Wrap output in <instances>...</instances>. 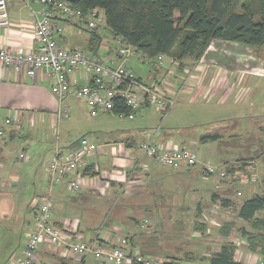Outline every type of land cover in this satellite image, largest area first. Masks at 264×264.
<instances>
[{"label":"crops","instance_id":"1","mask_svg":"<svg viewBox=\"0 0 264 264\" xmlns=\"http://www.w3.org/2000/svg\"><path fill=\"white\" fill-rule=\"evenodd\" d=\"M6 3L10 25L0 28V48H11L21 52L33 50L36 47V41L32 22L34 14L40 9L39 6L33 0H6ZM60 23L63 26V32L56 36L57 43L62 47L73 44L76 47L71 49L85 50L88 34L82 29L83 27L70 20H60ZM107 57H112V53H108ZM128 66L142 82L154 79L150 78L149 72L143 75L140 63L130 60ZM198 66L199 63L196 67ZM202 71L200 69V74ZM83 75L82 70L75 73L78 84L87 83V76ZM171 82L174 83L175 80L171 79ZM189 82V88L195 91L198 89L200 94V81L190 78ZM219 87L214 84V81L207 82L206 86L212 91L210 97L214 94V97L219 99L218 104L223 105L233 92L230 85ZM71 99L82 103L87 113L85 130L88 136L86 137L100 146L98 152L83 159L79 172L74 177L80 187L78 191L72 190L66 179L60 184H52L47 175L48 162L54 156L55 134L58 136V145L63 150L72 147L79 139H74L68 131L58 132V123L61 119H68L69 113L67 118L55 119L59 108L58 102L41 74L28 78L23 74H14L8 69L1 70L0 125L7 117L12 120L17 119L19 123L12 121L7 128L9 141H15L16 138L25 139V136H28L25 143L18 147L14 143L8 146V142L0 145V219L4 220L6 217V221L0 224L2 230L0 234L6 231V240L11 233L19 236L16 247L10 249L6 260L11 255L15 257L21 255L27 238L23 234L26 225L29 226L27 233L34 228L33 213L29 208L30 202L33 199L47 198L53 206V223L63 229L68 238L75 242L94 240L110 248L119 246L120 240L127 238L130 254L139 252L160 263L175 258L180 259L182 264H210V258L227 244L234 247L233 260L246 264L262 262L258 256L248 253L247 242L243 236L245 229L240 228L238 237H234V232L228 237L218 232L220 225L215 221L217 207L211 210L212 214L209 213V209L205 210L202 217L200 215L198 218L199 220L187 217L188 213H196V209L200 210L202 204L204 206V201L212 199V196H218L217 191L222 185L217 178L215 191L198 196L190 179L197 174V170L191 171L195 166L190 168L181 166L178 169L164 167L154 159L143 155L138 148L139 144L149 139H153V143L161 149L168 143L178 148H188L197 154L199 161L197 165L201 166V178L208 181L210 176L204 173L203 166L212 165V163L207 162V159L200 156L198 150L191 147V145H197L196 140L182 138L181 142H176L173 139L172 129L162 133L159 127L152 130L145 128L143 126L146 118L144 108L150 107L141 108L136 113L135 119L130 121L132 123L129 127H120L121 125L106 127L109 126L106 120L119 118L104 113L90 116L85 103L74 97L65 100L64 103L68 109L67 101ZM207 135H217V139L203 141L202 138ZM37 139L39 142L35 143ZM219 140L220 135L217 133H208L199 139L202 144ZM14 148H18L17 154L18 152L26 154V158L22 160L25 163L37 159V156L40 159L42 154L43 161H46L44 169L46 178L43 177L45 185L39 192L42 186L40 184L22 210H18L13 201V195L4 194V190H8V185L7 181L5 182V179L1 177L3 173L1 161H8L11 154L9 150ZM219 164L222 163L219 162ZM40 178L41 174H39ZM250 192L257 194L251 190ZM205 197L208 198L205 199ZM219 199L229 200L230 198L222 195ZM215 202L221 203L220 200ZM232 206L230 200L226 207L220 204L224 210ZM239 206L236 207V211ZM108 212L110 215L105 221ZM144 220L148 222L141 228ZM166 230H170L172 235H168L169 231L165 234ZM194 242L198 243L194 244ZM36 254L42 264H61L62 262L96 264L91 255L80 259L62 247L40 245ZM247 259L252 262L247 263Z\"/></svg>","mask_w":264,"mask_h":264},{"label":"built area","instance_id":"2","mask_svg":"<svg viewBox=\"0 0 264 264\" xmlns=\"http://www.w3.org/2000/svg\"><path fill=\"white\" fill-rule=\"evenodd\" d=\"M75 1L33 0L40 8L34 14L32 22L36 47L29 52L0 48V73L2 69H8L14 74H23L28 78L41 74L58 102L56 120L68 117L69 109L64 102L67 98L74 97L85 103L90 116L104 113L132 121L141 108L153 107L163 121L185 90L190 75L175 84L171 82L174 73L171 70L159 83H143L128 66V59L135 58L149 65L151 61L133 48L122 44L120 38L111 39L103 35L102 46L97 55H91L82 49L60 46L56 41V36L63 32L60 20L73 21L83 27L84 31L86 28L103 34L105 30L106 20L101 10L94 8L83 12L76 6ZM9 25L6 0H0V28ZM106 52H111L112 57H107ZM163 58V55H158L154 62L162 66ZM79 70L83 71V76H87V83L84 85L78 84L75 79V73ZM118 103L127 110H118ZM12 121L19 123V120L7 117L0 125V145H5L8 141L7 128ZM55 137L54 156L47 165L48 178L52 184H60L66 179L69 187L78 191L80 187L74 177L78 174L83 159L98 152L100 146L83 136L72 147L63 150L58 145L57 134ZM138 148L143 155L168 168H190L199 162L194 151L178 148L170 143L161 149L153 143V139L142 142ZM17 158L22 161L26 154L19 152ZM203 168L218 180L227 178L224 170L211 164H206ZM29 208L33 213L34 228L26 235L21 255H11L5 264H42L36 254L40 245L62 247L80 259L91 255L96 264H161L158 260L139 252L130 254L127 238H122L119 246L110 248L94 240L72 241L63 229L53 223V206L47 198L33 199ZM147 222L144 220L140 227L143 228ZM246 262L250 263V260L247 259Z\"/></svg>","mask_w":264,"mask_h":264},{"label":"rangeland","instance_id":"3","mask_svg":"<svg viewBox=\"0 0 264 264\" xmlns=\"http://www.w3.org/2000/svg\"><path fill=\"white\" fill-rule=\"evenodd\" d=\"M64 47L71 49L76 45L67 44ZM167 62L168 59L165 60V63ZM190 65L191 63H188V68L191 67ZM140 68L143 69V75L149 71L147 67L140 66ZM169 68L176 70L175 65H171ZM200 69L203 70L201 74ZM177 75L181 77L179 74ZM191 78L200 81L201 93H198L200 92L198 89L195 91V89L189 88L190 82H188L175 106L163 121L153 107L144 108L146 118L143 121V126L148 130L159 127L162 133L172 129L174 131L173 139L176 142H181L185 138L196 140L197 145H191V147L198 150L200 156L207 159V162H211L214 167L226 172L227 178L219 180L222 187L217 191V195L229 197L233 206L224 210L220 207L221 203L210 199L204 201V206L202 204L200 210L196 209V213H188L187 217L199 220L198 218L200 215L202 217L205 210L209 209V213L212 214L211 210H215L217 207L215 221L221 226L218 229L222 228L224 224L232 223L229 235L234 232V237H238L240 228L246 231L251 230L247 223L237 217L236 207L254 195L250 190L264 195V48L256 50L252 47L214 40L200 59L199 66L191 74ZM209 81H214V84L220 86L219 88L231 86L233 94L223 105L218 104L219 99L214 97V94L210 97L212 91L206 88ZM148 82L151 81L148 80ZM202 89L205 90L202 91ZM67 105L70 109L69 118L61 119L57 125L58 132L68 131L74 139L88 136V132L85 130L87 113L82 103L71 99L67 101ZM105 122L109 125L106 127H119L120 125V127H129L132 123L117 118ZM208 133H217L220 135V140L208 144L200 143V137ZM25 137L28 139V136ZM25 139L8 140V146L14 143L18 147L25 143ZM34 142H39V139ZM17 149H10L11 154L8 161H1L3 165L1 177L5 179V182L7 181L8 185V190L5 189L4 194L13 195V201H15L18 210H22L40 184L42 186L39 192L45 185L43 177L46 178L44 171L46 161H43V154L40 155V159L37 156V159H33L29 163L18 161ZM219 162L222 164L218 165ZM200 168V165H196L191 169V171L197 170V174L191 176L190 179L198 196L200 194L208 195L216 189V176L212 175L208 181H205L201 178ZM39 174H41L40 179ZM207 198L205 197V199ZM109 215L110 212L107 213L105 221ZM259 217L264 216L260 214ZM5 221L6 217L4 220L1 218L0 224ZM28 231L29 226L26 225L23 231L24 236ZM167 232L169 236L172 235L170 230H166L165 234ZM218 232L220 233V230ZM18 237V234L11 233L6 240V231L0 234V264L6 263V256L12 247H16ZM189 242L191 243V241ZM198 242H194V244Z\"/></svg>","mask_w":264,"mask_h":264},{"label":"trees","instance_id":"4","mask_svg":"<svg viewBox=\"0 0 264 264\" xmlns=\"http://www.w3.org/2000/svg\"><path fill=\"white\" fill-rule=\"evenodd\" d=\"M75 4L83 12L94 8L101 10L106 20L103 34L85 28L88 34L85 51L97 55L103 35L120 38L122 44L151 61L149 65L135 58L128 59V63L134 60L149 68L150 78L154 79L143 81L145 84L159 83L172 70L171 65L176 67L172 76L175 84L188 75L191 78L214 40L256 50L264 48V0H76ZM158 55L164 57L162 66L154 62ZM186 62L191 63V67L188 68ZM118 106L120 111L127 110L120 104ZM216 139L217 135L202 138L203 141ZM212 200H220L224 207L229 204V200L219 199V196H212ZM260 214L264 216V195L260 194L243 201L237 209V217L251 230L243 231L247 251L258 256L264 264V217H259ZM231 227L232 223L224 224L220 228L221 235L228 237ZM233 251V246L223 245L209 263L246 264L233 260ZM161 264H182V261L174 258Z\"/></svg>","mask_w":264,"mask_h":264}]
</instances>
